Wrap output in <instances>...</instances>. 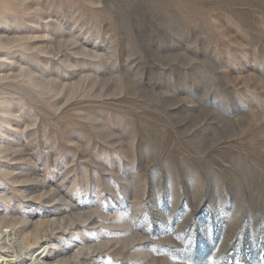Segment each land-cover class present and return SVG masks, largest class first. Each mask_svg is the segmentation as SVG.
<instances>
[{
    "label": "rangeland",
    "instance_id": "rangeland-1",
    "mask_svg": "<svg viewBox=\"0 0 264 264\" xmlns=\"http://www.w3.org/2000/svg\"><path fill=\"white\" fill-rule=\"evenodd\" d=\"M5 2L36 49L0 76L54 92L0 81V219L78 264H264V0Z\"/></svg>",
    "mask_w": 264,
    "mask_h": 264
},
{
    "label": "bare ground",
    "instance_id": "bare-ground-1",
    "mask_svg": "<svg viewBox=\"0 0 264 264\" xmlns=\"http://www.w3.org/2000/svg\"><path fill=\"white\" fill-rule=\"evenodd\" d=\"M0 4L3 6L9 5V3H6L5 0H0ZM30 39L31 38H25V37L19 39H11L8 41H5L4 39L3 40L0 39V49H10L14 47L15 48L21 47L26 51L27 50L29 51L31 49H36V47L29 42ZM33 75L34 74H32L27 69H20L15 76L14 75L0 76V81H5L8 79H16L18 80L17 81L18 83L19 81L22 83L26 82L27 84H29V86L41 92L47 94L54 92L51 81L40 82L38 81L37 78H34L35 75L34 76ZM3 95H6V93H3V91L0 92V123H3L5 116L11 115L9 111L10 109L9 101L6 100L4 97H2ZM11 150L12 149L6 148L5 146L0 144V156L1 155L7 156V153L10 152ZM0 176L7 177L9 176V173L0 167ZM69 220H70L69 223L64 227L65 230L75 226L76 224L75 220L73 219L72 220L69 219ZM26 223L28 224L30 223V221L11 219V218L8 219L4 217L0 219V264H78L79 263L81 258V251L85 249V248L83 249V246L82 248H78V249L76 248V252L73 253L69 258H67L65 257L66 254H68L67 248L60 247L54 241V239L51 238V235L53 234L45 235L47 230H49L52 233L55 231V228H52L54 222L52 224H49V221L37 220L36 222H33L29 228L22 226ZM83 243H88V240L83 241ZM51 247H53L54 249H51ZM86 248H91V247L88 246ZM57 257L59 258V260L56 259L57 261H52V259Z\"/></svg>",
    "mask_w": 264,
    "mask_h": 264
}]
</instances>
